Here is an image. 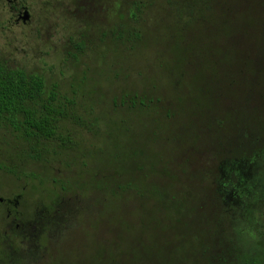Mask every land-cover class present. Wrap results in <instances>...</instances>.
Here are the masks:
<instances>
[{
	"label": "trees",
	"instance_id": "1",
	"mask_svg": "<svg viewBox=\"0 0 264 264\" xmlns=\"http://www.w3.org/2000/svg\"><path fill=\"white\" fill-rule=\"evenodd\" d=\"M26 1L17 0L16 5L10 3L13 15L25 6ZM51 2L47 0L45 5ZM73 2L78 3L77 0ZM161 8L165 9L167 18L163 16L164 20L172 29L169 42L178 46L172 45L168 50L172 56L166 73L169 79H178L179 72L185 70L186 66L179 58L181 51L175 55V51L183 47L188 48L183 52L188 64L196 63L193 65L197 72L196 85L214 84L207 93V100L219 97L222 99L220 103L228 104L245 99L255 92L251 87L258 89V95H264V0H122L119 16L124 20L117 30V44L123 49L134 50L129 42L135 43L142 37L141 23ZM149 36L144 37V41ZM185 38L189 39L188 43L180 44V39ZM74 44V51L66 50L68 55L77 56L83 50V42ZM157 87L147 85L145 90L155 91ZM139 90L144 89L134 87L124 91L120 95L124 97L122 104L120 98L119 102L116 101L117 94L114 93L113 107L131 108L132 113L144 114L153 105L166 106L168 100L164 96H141L139 94L144 93ZM185 102L187 98H182L180 103ZM75 105V96L61 94L57 83L48 86L42 75L12 66L0 58V130L6 129L16 138L31 143L30 152L20 149L15 151L16 155L27 153L38 160L40 145L46 151L58 153L55 147L47 149L43 146L41 140L56 142L59 139L72 144L74 139L62 132L64 126L61 122L65 117L70 120ZM197 109L198 115L193 114L195 107L192 113L182 111L185 116L179 128L186 137L196 134L193 131L199 132L192 129L191 123L195 128V122H205L214 128L212 138L222 141L217 145L212 140L208 149L223 147V143L230 145L229 139L224 141L219 136L228 133L225 115L213 110L206 102ZM170 111L166 109V115H170ZM258 136L238 151L231 150L238 155L225 158V176L219 175L218 168L215 172L210 170L214 176L211 182L203 178L204 171H200L196 161H190L186 156L179 172L171 166L159 164L158 158L163 157L164 151L151 150L147 145L141 147L134 137L126 140V149L130 148L127 155L118 152L117 147L120 150L123 147L116 144L115 151L102 157H113V160L100 178L96 179L97 170L93 166L84 168L88 163L82 160L83 165L76 169L78 174L85 175L77 184L75 182V187L69 182V191L82 198L81 195L94 190L104 197L95 200L93 210L97 206L109 207V210L98 214L94 211L92 214L96 217L83 222L89 228L81 251L80 242L75 241L70 248H77L72 249L67 258L57 260L60 264H264V177L259 170L243 177L240 171L247 169L238 167L250 166L259 158L264 134L260 135L263 139ZM175 137L181 139V135ZM191 142L196 143V138ZM69 146L75 153L81 149L83 155L89 152L91 155L93 150L86 146L84 149V145ZM15 153L11 152L9 157ZM67 156H70L68 149ZM261 166L263 170L264 165ZM0 169L16 173V167L5 162L0 163ZM133 200H139V208L131 207ZM120 208L125 209L124 213H118L124 218L131 209H140L141 222L116 224L114 213Z\"/></svg>",
	"mask_w": 264,
	"mask_h": 264
},
{
	"label": "rangeland",
	"instance_id": "2",
	"mask_svg": "<svg viewBox=\"0 0 264 264\" xmlns=\"http://www.w3.org/2000/svg\"><path fill=\"white\" fill-rule=\"evenodd\" d=\"M52 1L45 5L47 0H27L24 5L30 19L23 23L22 20L15 21L10 0H0V58L12 66L42 75L48 86L57 83L61 94L75 96L76 102L74 115L70 114L73 119L65 117L61 122L64 126L62 132L70 134L74 142L41 140L47 149L55 147L57 154L46 151L40 145V159L34 160L27 153L18 156L15 151L23 149L30 152L31 143L16 138L6 129L0 130V163L16 167L13 174L0 169V198L19 200L18 206L11 208V218L7 216V206L0 203V264H60L57 259L67 258L70 251L77 248H70L75 241L80 242L78 247L81 251L85 232L89 228L83 222L92 221L96 217L92 214L94 211L98 214L109 210V207L102 206L93 210L95 200L100 201V197H104L94 190L87 191V194L81 195L82 198L69 191L71 186L67 187L68 183L74 186L85 175L78 174L76 169L83 165L80 163L82 160L88 163L84 168L93 166L97 170V174L94 172L96 179L100 178L113 160V157H102L115 151L116 144L123 147L121 150L117 147L118 152L127 155L130 148L126 149V140L134 137L141 147L147 145L151 150L164 151L163 157L158 158L159 164H166L179 172L186 156L190 161H196L200 171H204L203 178L211 182L214 176L210 170L215 172L218 168L219 175H226L225 158L238 155L231 150L238 151L256 135L263 139L260 135L264 134V95H258L256 87H251L255 89L253 95L228 104L220 103L222 99L219 97L207 100V93L214 88V84L205 87L196 85L194 78L197 72L193 68L196 63L188 64L187 55L183 53L188 48L183 47H179L175 55L178 56L181 51L179 58L185 64V70L179 72L176 80L168 78L167 66L172 57L168 50L177 45L169 42L172 29L164 20V17L167 18L165 9H157L145 18L140 26L142 37L135 43L129 42L135 48L129 51L117 44V30L124 20L119 16L122 0H77L76 4L74 0ZM146 36L149 37L144 41ZM80 41L84 44L83 50L77 56L68 55L66 50L74 51V43ZM188 41L185 38L179 42L186 44ZM147 85L169 89L160 92L149 89L146 92ZM134 87L144 89L139 90L144 93L139 94L141 96H164L168 105H153L144 114L132 113L131 108L113 107L114 93L117 94L116 101L119 102L120 98L119 103L122 104L124 97L120 95ZM182 98H187V102L181 105ZM204 102L225 115L228 133H220L219 136L224 141L229 139L230 145L223 143V147L208 149L212 140L217 145L222 141L212 138L214 128L205 122H195V128L191 123L192 129L199 132L193 131L196 134L191 133L188 137L180 130L179 125L185 116L182 111L192 113L195 107L193 114L198 115L197 108ZM166 109L171 110L170 115H166ZM176 134L181 135L180 140H176ZM193 138H196V143L191 142ZM76 144L84 145V149L85 146L92 148L91 155L90 152L83 155L81 149L76 150L78 154L73 152L69 145L76 147ZM67 149L70 156H67ZM11 152L15 153L12 158L9 157ZM261 164L264 165V145L255 163L238 167L247 169L240 171L243 177L258 170L264 177ZM241 184L243 188V178ZM131 203V207L139 208V200ZM124 211V208L116 209V224L141 222L140 209H131L125 218L119 216L118 213ZM169 230L172 232V229ZM92 249L88 253L91 254Z\"/></svg>",
	"mask_w": 264,
	"mask_h": 264
},
{
	"label": "flooded vegetation",
	"instance_id": "3",
	"mask_svg": "<svg viewBox=\"0 0 264 264\" xmlns=\"http://www.w3.org/2000/svg\"><path fill=\"white\" fill-rule=\"evenodd\" d=\"M11 4L14 3L16 5L17 3V0H10ZM25 10V6H22L21 8L17 9L14 13V17L16 18L15 21L18 22V20L20 19L21 15L23 14ZM0 203L1 204H5L7 206V209H8V217L11 218V208H16L19 204V200L16 198L14 201L11 200V199H3V200H0Z\"/></svg>",
	"mask_w": 264,
	"mask_h": 264
},
{
	"label": "water",
	"instance_id": "4",
	"mask_svg": "<svg viewBox=\"0 0 264 264\" xmlns=\"http://www.w3.org/2000/svg\"><path fill=\"white\" fill-rule=\"evenodd\" d=\"M29 19H30V13H29L28 9L25 8L23 14L21 15V17L18 21L22 20L23 23H26ZM0 200H3V199L0 198Z\"/></svg>",
	"mask_w": 264,
	"mask_h": 264
}]
</instances>
